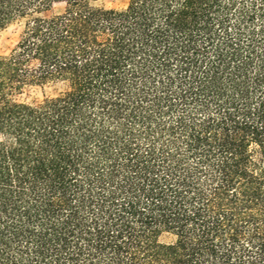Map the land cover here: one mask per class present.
<instances>
[{"label":"trees","instance_id":"1","mask_svg":"<svg viewBox=\"0 0 264 264\" xmlns=\"http://www.w3.org/2000/svg\"><path fill=\"white\" fill-rule=\"evenodd\" d=\"M11 26L0 264H264V0H0Z\"/></svg>","mask_w":264,"mask_h":264},{"label":"rangeland","instance_id":"2","mask_svg":"<svg viewBox=\"0 0 264 264\" xmlns=\"http://www.w3.org/2000/svg\"><path fill=\"white\" fill-rule=\"evenodd\" d=\"M128 0H99V4L105 8H122L126 6ZM72 8L70 3H59L53 7V12L59 13L69 11ZM19 29L17 26H11L0 32V56H5L12 49L18 39ZM46 92H50L49 89ZM42 98L41 91L38 88H32L21 96V100L32 101Z\"/></svg>","mask_w":264,"mask_h":264}]
</instances>
